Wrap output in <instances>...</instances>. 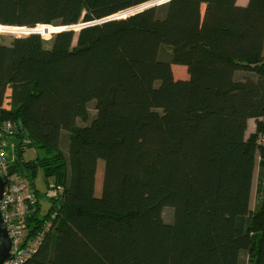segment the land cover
I'll return each mask as SVG.
<instances>
[{
	"label": "trees",
	"instance_id": "trees-1",
	"mask_svg": "<svg viewBox=\"0 0 264 264\" xmlns=\"http://www.w3.org/2000/svg\"><path fill=\"white\" fill-rule=\"evenodd\" d=\"M153 1L0 0V24L76 26ZM5 121L21 140L10 171L40 199L30 236L51 223L24 264H264V0H168L0 43ZM40 173L63 188L45 211Z\"/></svg>",
	"mask_w": 264,
	"mask_h": 264
},
{
	"label": "built area",
	"instance_id": "built-area-1",
	"mask_svg": "<svg viewBox=\"0 0 264 264\" xmlns=\"http://www.w3.org/2000/svg\"><path fill=\"white\" fill-rule=\"evenodd\" d=\"M16 131L17 125L13 122L0 123V176L5 182L0 212L12 242L10 257L4 264H24L38 251L51 225L48 221L35 235L30 236L29 219L36 211L40 199L28 181L10 171ZM62 190V186L52 185L47 191L48 199H57Z\"/></svg>",
	"mask_w": 264,
	"mask_h": 264
},
{
	"label": "rangeland",
	"instance_id": "rangeland-1",
	"mask_svg": "<svg viewBox=\"0 0 264 264\" xmlns=\"http://www.w3.org/2000/svg\"><path fill=\"white\" fill-rule=\"evenodd\" d=\"M166 1L167 0H162L158 4L164 3ZM240 1H241V3H243V2H247L248 0H239V2ZM142 6L138 7L137 9L143 8ZM137 9H135V10H137ZM130 12L133 13V11H130ZM124 13L125 12L119 14V16H122V14H124ZM2 27H6V29H4ZM74 28L77 29V30H74V31H79L78 29L80 27L79 26H74ZM59 29H60V27H55V26H51V25H39L36 28H30V27L5 26V25H1L0 24V43L10 44L15 37H25V36H28L29 34H31L32 32H35V33L39 32V34L44 39L49 40V39H51L53 37V35L55 33L58 32ZM179 67H184V66H179ZM241 75H242V73H240L239 76H241ZM10 95H11V89H8L7 98H6V101H5V107L8 108V109L11 108V106H10ZM89 112H90V119H92L95 116V114H96L95 103H91L89 105ZM78 124L79 125H83L85 123H83L81 120H79ZM254 126H255V122L253 120H250L249 121V127L252 128ZM249 133H247V134L249 135ZM68 139H69V132L64 131L63 137H62V142H61V149L64 152H66V153H67V149H68ZM14 141L15 142H14L13 147H12V156H11L12 160H14V158L16 156L18 143L21 142V140L18 138V139H15ZM24 141H25L24 143L28 142V141H26V139H24ZM36 152L39 155H44L45 154L43 151L38 150V149H36ZM30 155L32 156V153L26 154L27 157H30ZM257 163L258 164L256 165V171H255V175L256 176H254L253 187H252L253 188V190H252V198L250 199L251 200L250 207H251L252 210H255V207L257 206V202H258L257 186H258V183H259L260 167H259V162H257ZM103 175H104V161L103 160H99L97 173H96V183H95V194L97 196H100L101 193H102ZM36 185H37L38 189H40L41 193H44L48 188H50L53 185V183L49 184V186H48V184H46L44 182L42 173H40L38 178H37V180H36ZM47 186H48V188H46ZM42 202H43V209L45 211L48 208V205H49L48 204L49 202H48L47 193L43 197ZM173 214H174V209L173 208H171V207L164 208V210H163V218H164L165 222L172 223L173 220H174V215ZM241 257H242V260L244 262L249 260L248 259V254L245 251L242 253Z\"/></svg>",
	"mask_w": 264,
	"mask_h": 264
},
{
	"label": "water",
	"instance_id": "water-1",
	"mask_svg": "<svg viewBox=\"0 0 264 264\" xmlns=\"http://www.w3.org/2000/svg\"><path fill=\"white\" fill-rule=\"evenodd\" d=\"M160 1H162V0L153 1L150 3L144 4L143 6L141 5L143 8H140V9H137V8L141 7V6L127 10V11H125L124 14H122V16L114 15V16L105 18V19L98 21V22L83 23V24L76 25V26H79L80 28L78 30H80L83 27L95 25L97 23H101V22H105V21H109V20H113V19L125 18V17L132 15L136 12H139L143 9L154 6L158 3H160ZM135 9H137V10H135ZM130 11H133V13ZM63 30H77V29H75L74 26H63V27H60L58 32L63 31ZM32 33H34V32H32ZM4 184H5L4 179L0 176V200L2 198ZM11 246H12V242H11V239L8 235V231L6 229L5 223L3 221V218H2V215L0 212V264H4V262L10 257Z\"/></svg>",
	"mask_w": 264,
	"mask_h": 264
},
{
	"label": "crops",
	"instance_id": "crops-1",
	"mask_svg": "<svg viewBox=\"0 0 264 264\" xmlns=\"http://www.w3.org/2000/svg\"><path fill=\"white\" fill-rule=\"evenodd\" d=\"M248 1H249V0H248ZM248 1H247V2H248ZM247 2H243V3H241V1L239 2V0H238V3L240 4V6H241V5H246ZM250 120H253V121L255 122V119H250ZM250 120H249V121H250ZM250 131H251V132H250ZM254 131H255V126L251 128V127H249V124H248V131H247V133H249V132L252 133V132H254ZM250 133H249V134H250ZM252 187H253V186H252ZM252 187H251V188H252ZM252 190H253V188H252ZM251 198H252V194H251Z\"/></svg>",
	"mask_w": 264,
	"mask_h": 264
},
{
	"label": "bare ground",
	"instance_id": "bare-ground-1",
	"mask_svg": "<svg viewBox=\"0 0 264 264\" xmlns=\"http://www.w3.org/2000/svg\"><path fill=\"white\" fill-rule=\"evenodd\" d=\"M2 28L6 29V27H2Z\"/></svg>",
	"mask_w": 264,
	"mask_h": 264
}]
</instances>
